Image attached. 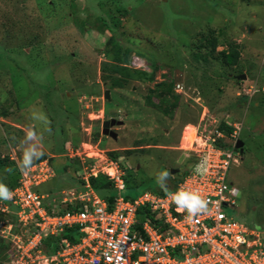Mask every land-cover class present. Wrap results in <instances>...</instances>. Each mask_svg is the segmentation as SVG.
Listing matches in <instances>:
<instances>
[{
	"label": "rangeland",
	"instance_id": "rangeland-1",
	"mask_svg": "<svg viewBox=\"0 0 264 264\" xmlns=\"http://www.w3.org/2000/svg\"><path fill=\"white\" fill-rule=\"evenodd\" d=\"M212 31L220 43L214 54L206 41ZM112 37L147 58L154 74L133 71L131 63L129 76L117 75L123 86L110 87ZM231 48L240 52L235 65L223 54ZM165 83L173 88L167 93L157 87ZM263 89L264 0H0V182L12 189L21 179V141L33 125L40 142L32 143L45 155L32 168L48 159L55 171L40 192L79 189L76 166L104 170L116 150H125L121 168L135 186L131 195L161 190L157 180L169 191L196 162V138L226 120L240 128L245 144L228 170L240 194L226 212L262 225ZM148 96L169 114L149 106ZM112 118L124 122L112 128L117 139L102 132ZM164 170L170 179L159 174ZM2 221L0 264L9 260L1 238L12 236Z\"/></svg>",
	"mask_w": 264,
	"mask_h": 264
},
{
	"label": "built area",
	"instance_id": "built-area-1",
	"mask_svg": "<svg viewBox=\"0 0 264 264\" xmlns=\"http://www.w3.org/2000/svg\"><path fill=\"white\" fill-rule=\"evenodd\" d=\"M133 56L135 68L150 70L142 57ZM177 87L183 89L181 85ZM250 91L254 94L257 89L252 87ZM239 131L236 125L229 136L219 126L205 129L196 138L200 141L199 148L192 149L197 158L193 167L183 175L176 189L165 195L144 191L127 199L123 193L126 173L120 162L110 158L104 170L93 171L96 166L82 169L79 175L86 181L84 189L63 190L59 199L83 207L62 214H52L47 207L49 193L35 189L55 176L48 159L37 162V166L22 173L20 185L12 189L13 199L0 202V215L5 216L0 222L7 221L12 239L6 240L13 241L9 243V260L3 263L264 264V224L246 223L226 212L236 207L240 194L228 181L229 167L233 160L238 161L236 155L241 154L237 148ZM205 156L209 158L210 170L208 175L199 176L193 169ZM99 174L114 182L116 197L112 205L91 184V177ZM179 190L198 193L214 202L215 207L210 203L209 214L189 220L187 212L177 211L170 199L169 194ZM53 201L57 202L56 198ZM58 205L55 203L54 207ZM140 209L147 216L144 220L139 218ZM10 214H16V223L11 221ZM75 225L80 226L83 234L80 241L61 245L53 255L43 251L46 237L61 235Z\"/></svg>",
	"mask_w": 264,
	"mask_h": 264
},
{
	"label": "trees",
	"instance_id": "trees-1",
	"mask_svg": "<svg viewBox=\"0 0 264 264\" xmlns=\"http://www.w3.org/2000/svg\"><path fill=\"white\" fill-rule=\"evenodd\" d=\"M214 34V31L211 32V34H209L210 36L208 38H206L207 44L208 46L211 47V52L212 54L216 53V50L218 48V46L220 45L219 43V38L216 36H212ZM109 45L112 46V54L107 52L109 55H112V59L114 60L113 64L110 65L111 68H109L108 70L110 71V74L106 77L105 81L107 82V84L109 83L110 87H122L123 83L122 80L117 76V75H125V76H129L130 74H128L127 71L132 72L131 67V63L133 61V55H139L141 57H143L142 55L138 54V53H133L134 51L131 50L130 47L126 46L121 40H119L118 38H114L112 37L109 41ZM204 47V44L200 45L199 48ZM224 54V58L225 61L228 64L231 65H235L237 64L239 57H240V52L236 49V48H231L229 52H223ZM145 58V57H144ZM147 59V58H146ZM130 66V67H129ZM134 69V68H133ZM133 71H136L138 73H153L155 71V67L152 69L151 72H146V71H140V70H136L134 69ZM154 74V73H153ZM152 74V75H153ZM158 88H162V92H165L166 89L170 88L173 89L172 86H169L168 83L165 84H159V86L157 85ZM161 92V93H162ZM167 93V91L165 92ZM166 96V95H165ZM164 100H162V103L166 104L169 102V100L167 99V96L163 98ZM146 103L151 106V107H157L158 109H160L161 111H163L164 113H168V111L162 107L159 106L158 104H156L153 99L152 96H148L146 99ZM6 116L8 115V113L5 111L3 112ZM219 129L223 132H225L228 136L230 134H232L235 130L234 124H231L230 122L224 120L222 122H220L219 124ZM98 134V136L101 134V130H96V133ZM97 136V135H96ZM95 136V137H96ZM62 149V148H61ZM63 149H65V146H63ZM62 149V150H63ZM61 151V150H59ZM121 151H125V150H116V151H112L111 152V159L120 162V165L122 167V152ZM72 159V158H70ZM45 160V159H43ZM40 162V161H39ZM50 162V160H49ZM69 166V164H67ZM52 166V164H51ZM53 167V166H52ZM82 170V166L81 164L76 166V173H79ZM126 173V172H125ZM187 173V172H185ZM183 173L181 176L177 177L176 179H174V186L167 192H165L164 190H153L152 192H156L159 193L161 195H165L168 192H170L171 190L176 189L178 183L181 181L183 175L185 174ZM125 180H126V188L124 189L123 193L125 195V197L127 199H133L135 196H137L138 194L142 193H136L135 195H131L130 194V190H134L135 186L128 180V177L125 174ZM21 178V176H20ZM80 182L82 183L80 185L79 188L80 190L84 189V184L86 181H84V179H82V177L79 176ZM91 184L93 185L94 189L97 191V193L100 195L102 193L109 192V191H115L114 193H111L110 195H108L106 198V200L112 205L114 203L115 197H116V189L114 187V182L112 180L109 179V177L105 174H99L97 177L93 176L90 179ZM18 185H20V179L16 182V184H14V187H17ZM12 188V189H13ZM11 189V190H12ZM37 191H39L38 187L35 188ZM78 189V190H79ZM49 193V199L47 200V207L49 209V211L53 214V213H64L68 210H72V211H76V210H81L82 209V204H74V203H62L61 200L59 199L62 191L60 192V194H56L53 192H47ZM56 198L57 202H54L53 199ZM57 203L59 204L58 207H54V204ZM14 209V208H13ZM15 210V209H14ZM11 219L12 222L16 223L17 217L16 214H10L8 215ZM7 217V216H6ZM5 216L3 214L0 215V220L4 219ZM139 218L140 219H146L147 216L145 215L144 209H140L139 211ZM82 232L80 231V226L79 225H75L73 227H69L66 228L65 231L58 236H48L44 239L43 244H42V249L43 251L48 254V255H53L55 254L60 248L61 245H73L75 243H77L78 241H80L81 237H82ZM3 240V246L4 248L7 250L10 248V242L7 241L4 238H1ZM4 261V260H3Z\"/></svg>",
	"mask_w": 264,
	"mask_h": 264
},
{
	"label": "clouds",
	"instance_id": "clouds-1",
	"mask_svg": "<svg viewBox=\"0 0 264 264\" xmlns=\"http://www.w3.org/2000/svg\"><path fill=\"white\" fill-rule=\"evenodd\" d=\"M149 66H150V70H145V69H140V68L138 69L135 67L134 68L136 70L150 72L152 69V66L151 64H149ZM30 114L33 117L37 115L35 110L32 111ZM40 116L47 122V124L49 125V130H50L51 121L48 119L47 115L40 111ZM234 127H235V124H234ZM24 131H25V135L21 143L26 144V146L23 148L22 158L19 161H17V167L20 168L22 173L26 174L28 171L31 170L35 161L41 159L45 155V152L43 150V147L37 148L36 143H32V141L40 142V137L35 131V127L33 125H29ZM209 170H210V161L207 156L201 158L193 169L195 174L199 176L208 175ZM9 171H11V169H9ZM159 174L162 177H168L169 179L171 178L170 172L167 170L161 171ZM156 183L162 190L167 192V187L163 182H161L160 180H157ZM233 192H235V189H233ZM169 195H170V199L172 200V202L176 205L177 211H186L187 212L186 218L189 220L201 214H209L212 211V209L209 207L210 203L213 204V207H215L214 202H211L205 197L199 195L198 193H194L192 191L179 190L176 193H171ZM13 197H14V192L5 183L0 182V202L10 201L13 199Z\"/></svg>",
	"mask_w": 264,
	"mask_h": 264
},
{
	"label": "water",
	"instance_id": "water-1",
	"mask_svg": "<svg viewBox=\"0 0 264 264\" xmlns=\"http://www.w3.org/2000/svg\"><path fill=\"white\" fill-rule=\"evenodd\" d=\"M239 78L246 79L247 76L242 75V76H239ZM105 96L108 100L111 99L110 90H107L105 92ZM123 123H124L123 121L117 120L115 118L105 121L103 124V134L111 136L113 139H117L118 138L117 132L113 131L111 128L115 125H122ZM237 148L240 150L241 153L244 152V142L241 139L237 143ZM178 171L179 169H172L173 173H176Z\"/></svg>",
	"mask_w": 264,
	"mask_h": 264
},
{
	"label": "bare ground",
	"instance_id": "bare-ground-1",
	"mask_svg": "<svg viewBox=\"0 0 264 264\" xmlns=\"http://www.w3.org/2000/svg\"><path fill=\"white\" fill-rule=\"evenodd\" d=\"M196 131V130H195ZM195 131H194V133H192L191 134V137H193L194 138V135H195ZM194 140V139H193ZM193 143V142H192Z\"/></svg>",
	"mask_w": 264,
	"mask_h": 264
}]
</instances>
